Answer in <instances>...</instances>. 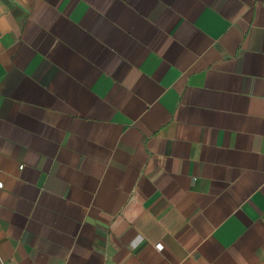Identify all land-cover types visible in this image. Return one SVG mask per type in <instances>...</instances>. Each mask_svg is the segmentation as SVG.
I'll return each instance as SVG.
<instances>
[{"label": "crops", "instance_id": "0c3cea01", "mask_svg": "<svg viewBox=\"0 0 264 264\" xmlns=\"http://www.w3.org/2000/svg\"><path fill=\"white\" fill-rule=\"evenodd\" d=\"M0 184V264H264V0H0Z\"/></svg>", "mask_w": 264, "mask_h": 264}, {"label": "built area", "instance_id": "2783aa9c", "mask_svg": "<svg viewBox=\"0 0 264 264\" xmlns=\"http://www.w3.org/2000/svg\"><path fill=\"white\" fill-rule=\"evenodd\" d=\"M0 185H1V184H0ZM157 249H158V250H160V249H161V246H160V245H158V246H157Z\"/></svg>", "mask_w": 264, "mask_h": 264}]
</instances>
